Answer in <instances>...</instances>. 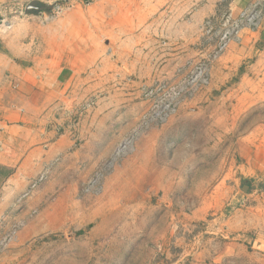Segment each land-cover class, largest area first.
Segmentation results:
<instances>
[{"label": "rangeland", "instance_id": "1", "mask_svg": "<svg viewBox=\"0 0 264 264\" xmlns=\"http://www.w3.org/2000/svg\"><path fill=\"white\" fill-rule=\"evenodd\" d=\"M183 2L0 0L6 60L42 73L74 69L46 126L67 128L82 145L81 129L96 126L109 106L127 112L126 124L139 131L173 128L157 174L134 164L137 136L120 133L109 151L100 147L99 156L80 165L78 177H30L10 205L12 196L0 194V264H264V248L256 244L264 243V87L237 97L227 95V86L214 87L208 92L216 106L208 110L217 118H179L206 91L208 69L226 47L215 53V38L187 71L156 78L168 72H160L166 46H178L166 44L167 17L181 15ZM200 63L205 82L188 84ZM4 82L0 112L18 102Z\"/></svg>", "mask_w": 264, "mask_h": 264}, {"label": "crops", "instance_id": "2", "mask_svg": "<svg viewBox=\"0 0 264 264\" xmlns=\"http://www.w3.org/2000/svg\"><path fill=\"white\" fill-rule=\"evenodd\" d=\"M263 1L184 0V12L178 17H167L170 31L166 36L169 43L166 44L174 42L173 45H176V42L178 45L176 49L167 45L166 52L162 54L164 64L162 63L160 72L169 73L165 76L155 73L154 76L173 80L176 72L187 71L190 63H198L212 50L215 38L223 31L222 21L225 15L230 14L232 21L238 20L244 9ZM206 23L209 29H205ZM230 38L221 55L208 69L209 79L204 86L206 91L195 94L188 103L190 105L187 104L188 111H182L183 115L179 116L184 119V123L197 118H217L215 111L210 113L208 110L216 106V98L213 101V96L208 92L214 87L227 86V95L236 94V97L241 92L250 96L252 92L255 93V87H264V11L256 27L244 24ZM208 39L212 42L207 47ZM0 55L4 63L0 66V81L5 79L4 83L10 86V92L18 100L15 105L5 106L0 112V194L8 192L12 196L7 197V205L12 204V199L20 195V188L26 187L30 177H78L80 165L91 163L94 156H99L100 147L106 145L109 151L111 141L115 142L118 136L116 134L120 133L124 136L134 133L137 136L133 150L134 164H138L141 170L143 166L150 165L152 174L158 173L159 153L160 150H165L173 132L172 127H147L150 132L143 131L141 127L139 131L138 124L133 128L126 124L127 112H115V109L108 106L104 107L96 126L89 125L81 129L80 136L85 143L78 145L72 140L67 128L56 132L45 125L50 113L48 109H52L56 102H61L65 97V89L74 77V69L63 66L55 72L42 73L43 70L37 71L21 61L6 60L4 55ZM136 69L137 66L134 68L138 73L135 84L141 86L143 73L141 69ZM90 70L94 75V69ZM93 78L90 77L89 80ZM201 102L206 105H196ZM117 122L120 126L116 129L114 126ZM88 145L92 149H88ZM83 151L88 152L85 157L81 154ZM261 166L259 170L264 175V163ZM252 169L254 172L255 168ZM2 170H6V173H2ZM256 244L264 248V243Z\"/></svg>", "mask_w": 264, "mask_h": 264}, {"label": "built area", "instance_id": "3", "mask_svg": "<svg viewBox=\"0 0 264 264\" xmlns=\"http://www.w3.org/2000/svg\"><path fill=\"white\" fill-rule=\"evenodd\" d=\"M264 11V1L262 3L256 2L253 5L249 6L248 9H244L240 13V18L238 20H230V14L225 15L223 18L222 24L224 26L223 31L219 34L217 50L215 53L221 51L224 46H226V41L234 34V32L241 27L242 25H250L252 27H256L259 19L261 17L262 12ZM194 72L192 73L191 80H188V84H199L204 83L203 79L204 74H206V66L202 63L198 64L197 67L194 68ZM204 81V82H202ZM163 100L170 104L173 99H170L169 96L163 97ZM164 108L167 109L169 106L166 104L162 107L161 110L164 111Z\"/></svg>", "mask_w": 264, "mask_h": 264}, {"label": "bare ground", "instance_id": "4", "mask_svg": "<svg viewBox=\"0 0 264 264\" xmlns=\"http://www.w3.org/2000/svg\"><path fill=\"white\" fill-rule=\"evenodd\" d=\"M125 147V146H124ZM122 148H123V146H122Z\"/></svg>", "mask_w": 264, "mask_h": 264}]
</instances>
